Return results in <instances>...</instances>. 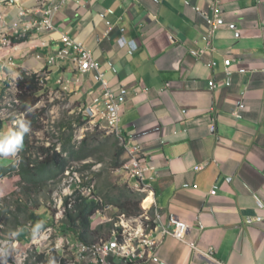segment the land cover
<instances>
[{"label": "crops", "instance_id": "obj_1", "mask_svg": "<svg viewBox=\"0 0 264 264\" xmlns=\"http://www.w3.org/2000/svg\"><path fill=\"white\" fill-rule=\"evenodd\" d=\"M59 1L12 0L2 9L10 27L19 9L38 20L56 7L51 29L0 49V86L23 69L49 87L62 77L80 106L100 94L102 78L124 96L120 129L143 149L145 200L161 214L152 230L158 245L127 264H264V0ZM64 36L97 67L45 66ZM172 217L186 225L188 242L161 233L175 227ZM191 243L214 247L215 260Z\"/></svg>", "mask_w": 264, "mask_h": 264}, {"label": "rangeland", "instance_id": "obj_2", "mask_svg": "<svg viewBox=\"0 0 264 264\" xmlns=\"http://www.w3.org/2000/svg\"><path fill=\"white\" fill-rule=\"evenodd\" d=\"M16 79L6 80L0 86V93L4 89L0 96V121L2 124L0 133L13 128V120L23 113L21 104L16 99ZM50 83L53 84V81ZM79 107L78 101L71 97L68 89L54 86L43 90L40 101L30 109L31 113L28 115L25 113V119L31 122L29 144L31 153H34L32 157L39 151V146H49L50 143L57 141L60 130L67 124L73 130L74 140L80 142L84 137H88V143L92 149H96L98 142L104 139L105 135L112 133L105 124L85 118L86 116H83ZM36 125L42 128L34 132L32 128ZM24 149L25 144L15 155L0 156V165L18 162L19 154ZM93 155L94 158H88L81 162H70L68 169L47 183L39 198L35 194L31 195L30 200L39 203L36 209L37 213L47 222V226L32 227L26 219V215L16 209V205L19 203L18 199L22 197L20 176L13 172L11 176L0 178V264H80L74 248L76 242L69 235H62L59 230L63 219L64 196L72 194L76 189L89 194L90 191L83 187L82 182L90 180L94 187L95 180L91 172L99 171L101 168L105 169L103 177L113 192L116 193L119 188L127 186L138 189L124 169L111 170L110 155L107 150H94ZM99 159H102L103 163H95L90 169L82 166L84 163H92ZM145 199L142 202L143 214L133 217L130 223L125 224L129 225L132 230L138 231L141 225L150 219L148 213L150 205L144 206ZM117 212L118 210L113 205H106L93 215L91 228H96L106 221H112ZM14 217L18 219V226ZM103 228L104 230L94 238L92 243L110 238L106 233L107 227ZM40 253H46L47 258L51 255L52 262L39 261L37 255Z\"/></svg>", "mask_w": 264, "mask_h": 264}, {"label": "trees", "instance_id": "obj_3", "mask_svg": "<svg viewBox=\"0 0 264 264\" xmlns=\"http://www.w3.org/2000/svg\"><path fill=\"white\" fill-rule=\"evenodd\" d=\"M25 40H27V37L19 38L13 42L21 43ZM41 80L42 77L38 73H28L25 70L20 71V75L16 80V99L21 104L22 112L27 113V115L31 113L30 109L40 101L43 90L49 88V86L45 85V81L41 83ZM2 92L0 96L3 94ZM41 128L36 125L32 130L36 132ZM87 138L84 137L80 142H76L71 126L67 124L60 130L57 141L50 143L49 146H39V151L32 157L34 153L30 151L29 133H27L24 136L25 149L19 154V161L9 163V165H0V178L11 176L13 172L20 176L22 197L18 199L19 203H17L16 209L26 215V219L32 227L47 226V222L37 213L36 209L39 203L32 202L30 200L31 195L35 194L37 198L42 196V191L47 186V183L56 179L68 169L70 162H81L88 158H94L93 152L97 149H105L109 152L111 170L120 168L126 161L124 146L114 133L105 135L104 139L98 142L96 149L90 147ZM98 162L103 163V160L99 159L92 163H84L82 166L90 169ZM91 174L95 180L94 187H92V181L90 180L82 182L83 187L90 191L89 194L76 189L72 194L63 198L64 211L59 230L62 235L67 234L72 237L74 242L91 243L104 230L103 227H107L106 233H108L107 235L110 234L114 220L118 219V215L124 214L127 217H137L144 212L142 201L146 197L145 192L127 186L119 188L115 193L108 187L103 177L105 175L104 168L99 171H92ZM106 205H113L118 210L114 214V219L106 221L96 228H91L93 215ZM148 213L150 220L145 223L149 224L151 229H153L155 227V216L152 211ZM14 219L18 226L17 217H14ZM37 258L44 263L52 262L53 260L51 255L47 258L46 253L38 254Z\"/></svg>", "mask_w": 264, "mask_h": 264}, {"label": "built area", "instance_id": "obj_4", "mask_svg": "<svg viewBox=\"0 0 264 264\" xmlns=\"http://www.w3.org/2000/svg\"><path fill=\"white\" fill-rule=\"evenodd\" d=\"M12 0H0V49L11 46L12 39H19L26 37L29 33L36 30L51 29L52 23L50 20L51 13H54L56 7L48 5L45 9L47 17H43L38 20L27 19L28 11L25 9H19L17 14V20L10 26L5 27L3 25V11L2 9L11 3ZM45 2L53 0H41ZM66 0H60V4L65 3ZM220 13L218 11L212 12L207 17V23L210 26L209 36L211 37L215 32V27L218 24ZM63 46L59 47L53 55L47 58V64H54L58 60L67 59L73 65L75 70L87 71L97 67V63L91 55L90 51L83 46L81 43L70 39L67 36L62 37ZM136 47V44H133ZM39 57V56H38ZM230 58L225 59L224 63L229 65ZM212 65V63H209ZM102 88L99 95L93 97L92 102L89 106L84 109V113L98 117L101 122H105L107 127H109L122 141L129 161L123 166V168L128 172L130 177L136 178L140 182L144 180L147 176V164L143 157H141V147L138 145H133L130 139L125 140L119 129L120 123V105L125 100L124 96L115 93L112 89L108 88L105 79L101 80ZM58 84L62 85L66 89L63 78L58 79ZM209 87H215V82L213 80L208 81ZM201 168V166L197 167ZM214 192V191H212ZM261 217H248L247 222H253L260 220ZM172 222L175 223L173 229H168L162 227L161 232L166 235H173L179 239H183L185 233V225L179 223L172 218ZM121 237H113L109 241H100L92 244L78 243L76 247V257L79 261L89 263L94 261L96 264H109L108 257L117 256L123 260H131L136 258L145 257V248H153L158 240L156 238H151L146 234H134L123 229ZM192 246L200 251L205 256L214 259V247L210 246L205 250L200 249L196 245ZM218 262V261H217ZM221 264V263H220Z\"/></svg>", "mask_w": 264, "mask_h": 264}, {"label": "clouds", "instance_id": "obj_5", "mask_svg": "<svg viewBox=\"0 0 264 264\" xmlns=\"http://www.w3.org/2000/svg\"><path fill=\"white\" fill-rule=\"evenodd\" d=\"M29 36V35H28ZM28 36H26L27 38H28ZM13 41L15 40V39H12ZM12 41V43H11V46H14L15 44H17V42H13ZM26 41V40H25ZM23 42V41H22ZM130 46L132 47V48H135L134 46H133V44H136L134 41H130ZM136 46H137V44H136ZM10 47V46H9ZM57 50V49H56ZM55 50V51H56ZM55 53V52H54ZM53 53V54H54ZM39 56V57H38ZM37 57L38 58H40V55H38ZM49 57V56H48ZM47 57V58H48ZM63 60H67V59H63ZM69 61V60H68ZM70 62V61H69ZM55 64V63H54ZM49 65H52V64H47V59L45 60V66H49ZM72 65V64H71ZM73 66V65H72ZM74 68V67H73ZM21 70H23V69H20L19 70V75H20V71ZM75 70V69H74ZM26 71V70H25ZM76 71H78V70H76ZM26 72H28V73H31V72H29V71H26ZM80 72H83V71H80ZM19 75H18V77H19ZM17 77V78H18ZM62 78V77H61ZM102 79H104V78H102ZM101 79V80H102ZM17 80V79H16ZM64 80V79H63ZM43 81H45V80H41V83H43ZM57 84H58V80H57ZM64 84H65V81H64ZM46 85V84H45ZM59 85V87H61V88H63L62 87V85H60V84H58ZM66 85V84H65ZM50 88V87H49ZM66 89H67V86H66ZM2 96V95H1ZM123 96V95H122ZM93 99V98H92ZM92 99H91V102H92ZM91 104V103H90ZM90 104H86V105H84V106H80L79 107V109L81 110V112H82V114H83V116H86L85 118H89V119H94L95 121H98V122H101L99 119H98V117H93V116H89V115H87V114H85L84 113V109L87 107V106H89ZM122 104V103H121ZM25 113H22V114H20V116L17 118V119H15V120H13V128H11V129H9L8 131H6V132H3V133H0V156H4V157H7V156H9V155H15L20 149H22L23 148V145H24V136H25V134H27V133H29L30 132V130H31V122L29 121V120H26L25 119ZM120 118H121V105H120ZM101 123H103V124H105L106 125V123L105 122H101ZM106 127H107V125H106ZM107 128H109V127H107ZM110 129V128H109ZM119 129H120V123H119ZM111 130V129H110ZM112 131V130H111ZM120 131H121V129H120ZM112 133H114L113 131H112ZM115 134V133H114ZM121 135H122V137L125 139V140H129V138L121 131ZM115 136H117L116 134H115ZM118 137V136H117ZM118 139L120 140V143L123 145V143H122V141H121V139L118 137ZM134 145V144H133ZM124 146V145H123ZM138 146H140V145H138ZM141 147V146H140ZM124 150H125V159H126V161L123 163V165L120 167V168H117V169H124L123 168V166L129 161V157H128V155H127V152H126V149H125V147H124ZM140 155H141V157H143L144 158V154H143V149H142V147H141V152H140ZM144 160L146 161V164H147V168H148V162H147V159L146 158H144ZM199 166H201V165H198L197 167H199ZM197 167H196V169H197ZM201 168H202V166H201ZM201 168H198V169H201ZM125 170V169H124ZM126 171V170H125ZM127 172V171H126ZM128 173V172H127ZM147 175H148V171H147ZM130 177V176H129ZM132 180H133V182L136 184V186H138L137 188L138 189H135V190H138V191H142V192H145L144 191V181H145V179L147 178V176L144 178V180L143 181H139V180H137L136 178H133V177H130ZM146 197H147V195H146ZM145 197V198H146ZM144 198V199H145ZM143 199V200H144ZM143 202V201H142ZM148 210H150V211H152L153 212V214H154V222H155V227H156V222H157V219H159V217L161 216V214H160V212L157 210V208L152 204V202H151V204H150V206L148 207ZM118 219H116V220H114V224H113V228L111 229V231H110V234L108 235V237L110 236V238L109 239H105V240H100V241H109V240H112V238L113 237H118V238H120L121 237V235L120 234H122V231H123V229H127L128 231H130L131 233H134V234H138V235H141V234H146V235H148L149 237H151V238H156L157 240H158V243H159V241H160V239L159 238H157V237H155V236H153L152 235V230H154L155 229V227L153 228V229H151V227L149 226V224H143V225H141V227H140V229L137 231V230H132V229H130L129 228V225H125L126 223L128 224V223H130L132 220H133V217H127V216H125L124 214H120V215H118V217H117ZM173 218V217H172ZM172 218H170V220L172 221ZM174 219V218H173ZM150 220V219H149ZM174 220H176V219H174ZM128 221V222H127ZM148 221V220H147ZM177 221V220H176ZM179 222V221H178ZM179 223H182V222H179ZM182 224H184V223H182ZM185 225V224H184ZM91 227H92V224H91ZM163 227V226H162ZM169 229V228H168ZM161 230H162V228H161ZM171 230V229H170ZM185 230H186V225H185ZM111 232H112V235H111ZM186 232V231H185ZM162 233V232H161ZM163 234V233H162ZM163 235H166V234H163ZM170 236H173V235H170ZM175 237V236H174ZM177 238V237H176ZM177 239H179V238H177ZM180 241H182V242H188L186 239H185V233H184V235H183V239H179ZM99 241V242H100ZM78 243H83V242H76L75 243V245L76 244H78ZM94 243H97V242H94ZM158 243L153 247V248H150V247H146L145 248V257L144 258H136V259H131V260H123L122 258H119V257H117V256H110V257H108V260H109V264H115V262H116V264H127V263H130V262H135V261H137V262H142V261H144L145 259H147V256H148V254L150 253V251H153L154 249H155V247L158 245ZM83 244H92V242L91 243H83ZM192 244H194V243H191V246H192ZM75 245H74V248H75V253H76V247H75ZM194 245H196V244H194ZM197 246V245H196ZM193 247V246H192ZM198 247V246H197ZM194 248V247H193ZM195 249V248H194ZM196 250V249H195ZM205 250V249H204ZM197 251V250H196ZM200 252V251H199ZM204 255V254H203ZM77 258V257H76ZM111 259H113V261L111 260ZM73 264V263H72ZM80 264H96L94 261H90L89 263H84V262H82V261H80ZM98 264V263H97ZM222 264V263H221Z\"/></svg>", "mask_w": 264, "mask_h": 264}, {"label": "bare ground", "instance_id": "obj_6", "mask_svg": "<svg viewBox=\"0 0 264 264\" xmlns=\"http://www.w3.org/2000/svg\"><path fill=\"white\" fill-rule=\"evenodd\" d=\"M147 198H149V197H147ZM146 198V199H147ZM151 199V198H150ZM151 202H152V200H151ZM151 202H149L148 200H145L144 201V206H146V207H148L150 204H151Z\"/></svg>", "mask_w": 264, "mask_h": 264}]
</instances>
